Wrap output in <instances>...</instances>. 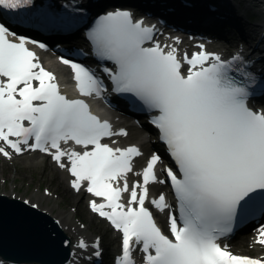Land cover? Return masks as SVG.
<instances>
[{
    "label": "snow or ice",
    "instance_id": "snow-or-ice-1",
    "mask_svg": "<svg viewBox=\"0 0 264 264\" xmlns=\"http://www.w3.org/2000/svg\"><path fill=\"white\" fill-rule=\"evenodd\" d=\"M22 2L0 0V6L12 9ZM152 32L131 12L116 10L101 16L88 37L95 54L116 65L115 71L105 69L114 91L131 93L159 112L151 122L178 169L164 170L179 207V217H169L172 238L145 206L148 186L157 180L160 156L150 157L142 183L130 187L127 174L133 170L132 157L141 155L139 148L102 143L103 137L115 135L109 122L92 114L83 99L61 94L54 73L37 62L25 38L9 39L15 34L3 24L0 141L16 153L24 150L22 145L45 152L55 149L51 155L61 168L68 167L62 162L67 157L75 177L72 186L79 190L87 181V191L104 200L90 201L91 209L122 233V255L116 264H135L134 246H141L145 264H264L218 243L219 236L231 230L238 210L246 211L257 191L264 192V111L249 107L247 86L230 74L239 70L232 61L207 51L185 54L190 67L184 74L175 49L165 52L159 44L145 46ZM62 62L71 65L82 95L101 93L102 82L88 68L63 58ZM61 141H74L87 150L65 151ZM0 154L11 155L4 146ZM122 193L130 194L127 204L121 203ZM151 204L161 210L169 207L163 194ZM257 242L264 244V227Z\"/></svg>",
    "mask_w": 264,
    "mask_h": 264
},
{
    "label": "bare ground",
    "instance_id": "bare-ground-1",
    "mask_svg": "<svg viewBox=\"0 0 264 264\" xmlns=\"http://www.w3.org/2000/svg\"><path fill=\"white\" fill-rule=\"evenodd\" d=\"M197 4H196V9L195 10H187L186 12H188V14H186L184 11L179 10L176 11L175 13H171L172 17L174 18L175 15L180 17V18H188V17H193L194 18L192 20V24L195 27H199V28H204L208 30V27H211L212 29L214 28L217 32H221L223 33L225 31V25L223 24L225 21H230L227 20L224 10L225 8H227L225 6L226 0H219L221 5V10L219 11L220 16H216L214 13L213 14H208L204 11H202V2H199L198 0ZM217 1V0H215ZM229 5H234L236 6V9L238 10V13L236 12V10L234 9V18H233V22L232 24L236 27V29H238L240 31V33L242 34H246L248 32H257L256 29L260 28L259 25L261 23L264 22V18L260 15V13H264V0H229L227 1ZM114 7H125V5H120L118 3L112 4ZM225 7V8H224ZM237 13V16H236ZM222 14V15H221ZM240 15V17H239ZM251 15V16H250ZM238 17V18H237ZM207 22V23H205ZM231 22V21H230ZM258 33V32H257ZM262 35H264V33H261ZM210 49L213 50H219L221 51V48H216V47H212ZM232 50H229L226 52V54L228 55ZM262 63L264 64V61H262ZM50 66L54 69L55 73L58 76H61L64 73H68V69L66 66L60 64L59 62H57L56 60L52 59V62L50 63ZM130 133L126 136V135H122L119 137L120 142L122 144H126V143H130V142H134V143H138L142 150H144L145 152L147 151L148 147H147V140L141 136L139 134L138 129L134 126V125H130ZM150 151V150H149ZM144 152V154H145ZM1 156V155H0ZM17 158H20L22 163H24L26 166H34V167H44L45 165L48 167V173L51 174L52 176H56V180L58 181V183L61 185H64L65 183V179H66V184H67V175L63 172L60 171L56 168V171H54V169L51 167L49 161L47 162V160H45V155L44 154H40L37 151H33V152H28L26 154H21L16 156ZM6 158V157H4ZM3 156L0 158V166L3 167L4 164L9 163L8 161L12 158H7L4 159ZM46 161V163H45ZM1 167H0V171H1ZM1 173H0V181L2 180L1 177ZM61 185V186H62ZM68 187V186H67ZM62 188H64V186H62ZM69 188V187H68ZM70 189V188H69ZM12 192H14V190H12ZM75 195V194H74ZM15 196H18V194H15ZM88 196V195H87ZM89 196H93V195H89ZM32 197H35L38 200H49L50 197L48 195H43V194H37L36 196L31 195V200H29V202H34V198L32 199ZM20 198H23L20 196ZM75 202L78 204V202L80 201V197L78 195L75 196ZM56 202H53L52 206H55ZM40 204H38L39 206ZM60 213H62L61 209L59 210V214L57 215H61ZM72 217V213L68 212L66 217L60 219V223L62 225V227H64V231L69 235V236H76L78 234L81 235H85L87 238L92 239L93 236L95 234H93L90 230H88V226L85 229H80L79 227L75 226L73 224L72 221H70V218ZM68 220V221H67ZM89 225V224H88ZM72 226H74L72 228ZM66 227V228H65ZM253 230V229H252ZM246 233H249L248 231H246ZM117 233L113 232V236H115ZM245 234V233H242ZM102 257L105 258V254L104 252L101 253Z\"/></svg>",
    "mask_w": 264,
    "mask_h": 264
},
{
    "label": "water",
    "instance_id": "water-1",
    "mask_svg": "<svg viewBox=\"0 0 264 264\" xmlns=\"http://www.w3.org/2000/svg\"><path fill=\"white\" fill-rule=\"evenodd\" d=\"M69 239L48 214L0 197V254L13 260L61 264Z\"/></svg>",
    "mask_w": 264,
    "mask_h": 264
},
{
    "label": "rangeland",
    "instance_id": "rangeland-1",
    "mask_svg": "<svg viewBox=\"0 0 264 264\" xmlns=\"http://www.w3.org/2000/svg\"><path fill=\"white\" fill-rule=\"evenodd\" d=\"M1 165V164H0ZM17 173L23 175V178L20 179L13 177V174L18 167ZM25 169H28L25 173ZM1 175L4 177L0 181V192L6 195L9 194H18L20 196H30V193H40L44 194L43 190L45 188L50 191V199L48 201H40L41 206L51 207L52 214H59L61 209L62 213L59 215L64 218L67 215V212L72 213L70 221L75 225L81 228H85L88 223H90V230H99L100 232L109 231L110 229L103 223V221L98 220L94 216H91L89 211L84 205V200L80 204L75 202L71 191L67 189V186L64 184V188L58 183V181L48 175V168L38 167L27 168L24 165L18 163L14 160L11 163L5 164V167H1ZM19 179V180H18ZM14 186V187H11ZM39 188V189H37ZM14 190L15 192H12ZM20 191V192H19ZM10 196V195H9ZM53 202H56L55 206H52ZM45 209V208H44ZM68 221V220H67ZM91 221V222H90ZM74 227V226H73Z\"/></svg>",
    "mask_w": 264,
    "mask_h": 264
}]
</instances>
